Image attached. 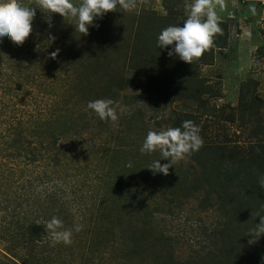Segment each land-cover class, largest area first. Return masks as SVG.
Returning a JSON list of instances; mask_svg holds the SVG:
<instances>
[{"label":"rangeland","instance_id":"374dc122","mask_svg":"<svg viewBox=\"0 0 264 264\" xmlns=\"http://www.w3.org/2000/svg\"><path fill=\"white\" fill-rule=\"evenodd\" d=\"M166 1L185 15L193 2ZM214 3L228 36L197 67L149 69L164 0L109 11L87 35L71 21L53 31L39 22L23 44L0 43V264H264V235L248 242L259 223L253 198L223 184L237 167L256 174L242 156L264 155V0ZM143 24L154 33L139 32ZM94 99L112 100L118 119H99L87 108ZM184 120L199 125L202 149L153 173L161 157L141 153L144 137ZM53 216L72 229L70 244L53 241ZM30 224L46 238L33 240Z\"/></svg>","mask_w":264,"mask_h":264},{"label":"clouds","instance_id":"9594fccd","mask_svg":"<svg viewBox=\"0 0 264 264\" xmlns=\"http://www.w3.org/2000/svg\"><path fill=\"white\" fill-rule=\"evenodd\" d=\"M123 11L135 9L137 0H35V5L24 3V0H0V43L5 39L21 45L32 32V22L36 16V9L50 17L52 13L60 14L65 20L75 23V30L87 35L90 26L98 27L94 21L102 18L109 11L117 8ZM214 0H193L188 8L187 18L183 26L172 24L163 28L157 36L156 46L168 49L169 56H178L184 62L192 64L206 51L214 47V36L222 33ZM55 36L49 34L48 42L54 41ZM59 49L50 55L55 58ZM110 99L89 100L87 108L94 112L99 119L116 121L118 115ZM203 146L200 127L192 120H184L178 127H167L159 131L149 130L144 137L141 153L151 154L158 151L160 159L153 160L148 167L153 173L167 175L169 168L179 160L199 151ZM166 163H161V160ZM131 167V162L128 163ZM259 186L264 189V174L258 178ZM260 222L248 230L249 244L256 242L264 235V216ZM63 221L53 216L46 223L54 242L70 244L72 242V229L61 230ZM82 225H75V231L82 230ZM264 259V258H262Z\"/></svg>","mask_w":264,"mask_h":264},{"label":"trees","instance_id":"16d2710c","mask_svg":"<svg viewBox=\"0 0 264 264\" xmlns=\"http://www.w3.org/2000/svg\"><path fill=\"white\" fill-rule=\"evenodd\" d=\"M75 2L78 3V0H75ZM24 3L30 4V5H35V0H24ZM164 3H165V5H167V10L168 11H167V15L165 17H162V19L168 20L167 21L168 23L180 24V26H183V20L187 18V15H185L183 12H180V11L177 12L175 10H171L170 7L168 6V2L166 0H164ZM145 17H146V15H143L142 18H145ZM145 19H149V18L147 17ZM151 19H153L152 16H151ZM39 22H41L40 25H39L40 26L39 29L48 28L50 31H53L55 29V27L57 25H59V24H65L66 23V25H69V23H70V21H68L67 19L65 20L58 13H52L50 15V17H49L45 13H43L40 9H36V16L33 19L32 27L33 26L34 27H37V23L39 24ZM71 22H73V21H71ZM167 22L165 21L162 25L166 27ZM152 28H153V26L150 25V24H143V25H140L139 26V32L141 31L143 33L145 31H147V33L149 35H152V34H150V33H154V29L151 30ZM227 36H228V33L226 31V28L224 29V32H223V35L222 36L220 34H216L214 36V47H212L208 51H206L200 58L194 60L193 63H192V66L189 63L184 62L182 60H178V62H177V60L172 59L171 57H174L175 55L174 56H169L168 55V49H170L172 46H168L165 49L158 48L159 52L162 51V53L160 55H156L159 52H157L155 54L154 49H153V46H152V48H150L148 50L149 53L147 55L151 59L150 62H151V65H152L149 69L152 70L153 67H156L155 66L156 64H158V65H165L164 63L166 61H168V62L171 61V62H169V64L172 65L173 67H175V66L178 67L179 64H180L182 68H184V67H194V66L197 67V66H201L203 64H208V62L210 61V59H212L213 51L215 49H217V48H221V47H224L225 46ZM154 38H155V40L157 39V37L155 35H153V39ZM262 49L263 48H260L259 47L258 48V53H261L262 52ZM4 51H6V48H5ZM263 54H264V49H263V52H262L261 56ZM163 73L165 74V72H163ZM184 74L181 73L180 74V77H182V76L184 77ZM189 75H191V74H188L185 77L187 78V76H189ZM164 76L167 79H172L171 78L172 72L170 74L168 72ZM150 77H154V76H150ZM184 78H183V80H184ZM18 89L19 90H22V86L20 85L19 88H16V90H13V91L17 92ZM204 93H206L205 90H204V92H202V94H204ZM186 97H188V96H186ZM178 98H185V96L179 95ZM252 98H250V100H252ZM243 103H245L244 100H243ZM243 103H241V104H243ZM173 127H178V123L175 124V126H173ZM212 146H213L212 144L211 145L208 144L205 147L206 148L207 147L208 148H211ZM214 147L217 148V149H219V150L223 149L220 144H218V145L215 144ZM263 147H264V141H263ZM201 149H202V147H201ZM250 149H251V147H250ZM236 153L237 152H235V154ZM241 158L243 160L244 166L245 167H249V169H250V171L247 174L254 173V172H256V174L253 177L247 178L246 173H244V171L241 170L242 167H237L239 171H237V173L236 174H233L232 176H229V175L226 176L225 180L223 181V184H226L227 185L229 181H230L229 183H233L230 186L233 187L232 192L237 197H239V196L237 195V193H235V190L236 189L238 190V192L241 195H245L246 194V196H250V197L253 198L254 205H255L254 208L256 209V211H257L256 213L257 214H254V217L251 219V221L253 223L255 221L260 222V217L257 216V215L264 216V189H262L259 186L258 178H259V175L264 174V155L261 156L259 154L249 153V155H247V157H245V159H243V156ZM242 160H241V162H242ZM215 171H217V170H215ZM216 176H218V175H216ZM245 183H249L250 186L246 185ZM227 188H229V186H226V189ZM228 223H229L228 220H224V221L221 222V224H220V226L218 228L219 230L216 228V231H218V233L220 234L221 237L227 236V233L229 232V230L227 229V228H229L228 227ZM26 231H27V234L30 237H32L33 240H35L37 238L38 239H41V240H44L46 238V231L44 230V227L41 224H30L26 228ZM228 242H231V240H229ZM47 243L50 244V241L49 242L48 241H45V244H47ZM230 245H228L227 248ZM242 264H261V262H259L256 257L253 258V259L251 257H248Z\"/></svg>","mask_w":264,"mask_h":264}]
</instances>
